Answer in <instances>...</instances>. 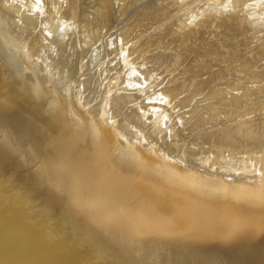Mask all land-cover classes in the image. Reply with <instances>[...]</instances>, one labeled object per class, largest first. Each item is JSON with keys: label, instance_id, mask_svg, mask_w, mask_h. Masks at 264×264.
Returning a JSON list of instances; mask_svg holds the SVG:
<instances>
[{"label": "water", "instance_id": "water-1", "mask_svg": "<svg viewBox=\"0 0 264 264\" xmlns=\"http://www.w3.org/2000/svg\"><path fill=\"white\" fill-rule=\"evenodd\" d=\"M113 32L64 24L63 50L0 11V264H264V137L216 165L113 90Z\"/></svg>", "mask_w": 264, "mask_h": 264}, {"label": "bare ground", "instance_id": "bare-ground-1", "mask_svg": "<svg viewBox=\"0 0 264 264\" xmlns=\"http://www.w3.org/2000/svg\"><path fill=\"white\" fill-rule=\"evenodd\" d=\"M127 1L130 3V0ZM171 1L173 3L170 1V3L164 2V5L163 2H160L159 5H157L158 3H156L155 5H153V11L156 10L154 12L157 14L165 9V11L170 13V10H168L170 7H167L166 10V7L163 8V6H168L165 5V3L169 5H175L177 9L173 5V7L170 8L172 9V14L170 15V17L169 13H167L166 15L163 14V16H168L169 19L173 17V19H175H171L173 20H170L171 23L167 20L168 25L165 24L166 28L169 26L171 34H174L172 33V30L174 29H171L173 27H170V24H174L175 21L178 22L176 24L178 27H180V31H178L179 28H175L176 24H174L175 26H172H174L175 31L178 29L177 31L180 34L177 35L176 33L178 32L176 31L174 34L175 36L170 35L169 31L167 32V30L169 29L167 28V30H164V27L160 26L161 24L156 26L157 28H160L159 31H153L156 33L161 32V35L168 34V37L173 38L174 40H171V42L177 43L178 45L174 44V46H172L173 43H171L167 37H163L165 40L160 39L161 37L159 38L160 40H158V35L156 36V34H153V32H151L153 35L151 36L149 34V37H154L153 39L157 38L156 40H158L160 44H157V48L159 52L162 51L161 54L157 53L158 51L155 50L156 48H153V50L156 52L153 51L152 54L150 53L148 57H145L148 59L141 60V62L138 60L139 63L138 61H135V63L137 62L139 64L136 66L135 64L130 63L131 61L133 63L134 60L138 59L136 55L134 57H132L133 55H129V57L126 58L124 54H120V67L113 66V69L117 68L116 70H121L122 76L120 77V72L114 75L113 89L120 92L138 94L140 97H146L150 94V99H158L156 105H173L177 117L178 130L183 134H190L197 127L204 126V133L196 136L195 138L193 137V142L200 146L207 145V151H209L213 155L219 156L221 161H215L216 165L228 166L230 169L234 170V161H228V157L234 159L236 153V149L230 150L228 146V144H234V136L264 137V0H232L230 2L225 1L226 3L229 2V5L226 6V9L222 6L221 9L216 8L214 7L216 6L215 4L209 3L213 6V8H209L210 6L208 4V10L206 8H204V10H201L202 8H200V6L196 7L197 5L195 3L197 0ZM70 2L71 0H0V9L5 13H13L16 22H33V28H41L42 32H47V35H51L53 45L65 49L64 24L77 28L74 23L70 21L71 18L68 19L67 17L69 10H71L70 6L72 5L71 7H73V2L72 4ZM116 2L117 1L114 0V3ZM120 2L122 3L120 4ZM126 2L122 0L117 3L120 7H123V3L127 4ZM94 3V10L89 18V23L86 24L87 29L84 31L102 36L105 34L104 31L106 32V25L109 24L111 26L112 24V22L110 21L111 19L113 21L112 6H114V4H112V0H99V2L98 0H95ZM220 5L221 4L219 3V6ZM8 6L11 12L8 11ZM124 6L127 7V5ZM158 6H162V8H159ZM173 8L176 9L174 12ZM150 9L151 8H149V10ZM145 11L148 10L145 9ZM64 16H66L67 19H65ZM158 16H161L160 13L158 14ZM166 17H159V19L164 20L159 21L158 23H165V19H168ZM221 26H223L225 29L220 28ZM229 27L233 28V30H231ZM139 28L135 29L136 32L131 29L132 32L134 31L136 33V37H133L134 32H130V34H124H127L129 36L132 34V37L130 36L131 38H137L144 33V30L141 33V28L140 33H137L139 31ZM157 28L156 30H158ZM161 28H163L165 33L162 34L163 30H161ZM227 28H229L231 31L229 32L228 30V33H232L231 39L228 40L229 42H227V45H229V47L224 44L227 38L225 39L226 33H224L222 30L224 29L226 31ZM201 29H203V32H201L200 35L199 32L201 31ZM80 30H82V28ZM146 32L147 31L145 30V33ZM202 33H206L207 35H204L206 36V38L208 37V39H206ZM137 34L140 35L137 36ZM215 34H219V38L224 40L223 44L228 48V50L230 48L233 50L236 49L235 51L237 54L235 55V52H232L231 49V52H227L228 50H225L226 52H223L224 49L221 47L224 45H222V43L220 42L222 40H220L219 43H217L218 39L214 41L212 40L213 38L215 39L217 37ZM195 35H199L198 39H200L201 36L202 41L205 43V45L210 43V40L214 43H212L211 45L209 44L208 47H215L216 43L218 44L216 45L217 47H215L216 50L219 48L221 49L219 50V52L217 51L213 54V52L211 53V47L208 50V48L206 47L207 45H203V42L201 40H199L198 42H202L201 45H199L201 46L200 49H195V47L197 48L198 45L196 46L191 44V42L195 41L197 38ZM210 35L212 38H209ZM212 35H214L215 37H213ZM202 36H204V39ZM143 37L146 38H142L140 40L143 41L145 39H149L148 35H143ZM191 37L192 41L190 40ZM193 38H195V40ZM166 39H168L170 45L172 44L170 48L167 45L169 43ZM166 41L167 43H165ZM258 41L262 42L260 43ZM163 42L167 47H164L163 44L161 46V43ZM154 43H157V41ZM151 44H149V46ZM194 44L197 43L195 42ZM237 44L240 48H238V46L237 48H235V45ZM121 45L120 47L125 49ZM230 45H233L234 47H231ZM159 47H163L164 50L165 48H169L167 49L168 51H170L168 54L176 51V48H178L177 51L179 50L181 51V53L178 51L176 53L179 54L173 52L171 55L175 57L181 55V61L178 62L182 64L183 67L181 66V68H177L178 66H180L179 63H177L178 66H175L176 63L172 61V59L170 60V58L172 57H170V55L167 56V53ZM172 47L173 50H170ZM204 47H206V49H204ZM214 47L213 50H215ZM181 48L184 50H180ZM201 48L203 49L202 51H200V54L199 50H201ZM247 48L248 51L246 50ZM139 49L140 48H137L138 51H140ZM244 49L248 54L244 51ZM148 50L149 49L147 48L146 51ZM151 50L152 49H150L149 51L151 52ZM125 52L129 51L125 50ZM155 53H157V56L154 57L157 58L152 59L153 54ZM162 53H165L166 56L164 57L165 54L162 55ZM226 53L230 55L234 53L233 55H235L236 57L233 56L234 59L226 60L230 56ZM158 54L161 56H159ZM187 56L189 59L187 58ZM167 57H170L168 58L170 62L167 60L171 65L168 68L170 71H172L171 67L173 68L174 66V68H176L174 70L178 69L177 72L179 73L180 69H184L185 66H189L187 67V69L185 68L186 72L185 70H181L183 74L179 73V75L184 76V73L190 74L189 77L192 81L189 84H191L193 90H191V88L187 90L186 86H188L189 84L182 87L181 85L183 83L180 84L178 82H172L173 87L174 84H176V86L177 84H179L177 88L175 87L176 89L170 87L168 83L172 79L166 84V86L162 87L163 89L160 88L161 90L159 88L155 89L153 85H150V83H148L149 76L146 77V75L149 74V69L147 67L146 69L148 71L144 70V67H146V64H148V62L146 63V61H159V59H163L160 61H165ZM185 57L189 60V63L188 60L186 61ZM230 57H232V55ZM261 59L263 60V62L261 61ZM184 60L186 61V64L189 65H186L183 62ZM259 60L262 63L261 66L259 64ZM160 61L158 64L161 63ZM255 61L256 66L253 64V62ZM171 62H174V64H172ZM166 63H164V65ZM161 66L164 68L163 64H161ZM141 69H143V71L147 73L143 72ZM201 74L207 75V80H205V78H203L204 76H202ZM201 78H203L204 80H202ZM191 92H193V95ZM199 96L203 97L199 98ZM214 122H217L215 126L213 125Z\"/></svg>", "mask_w": 264, "mask_h": 264}, {"label": "rangeland", "instance_id": "rangeland-1", "mask_svg": "<svg viewBox=\"0 0 264 264\" xmlns=\"http://www.w3.org/2000/svg\"><path fill=\"white\" fill-rule=\"evenodd\" d=\"M70 1V0H69ZM97 1V0H96ZM117 2H119V1H122V0H116ZM124 2H126L127 0H123ZM172 2L171 0H165V1H162V0H130V3L127 1L126 3L127 4H125V3H123V7L125 8L126 6H124V5H127V7L125 8V10H124V8L123 7H120L119 5H118V3L116 2V3H114V0H112V4H114V6H112V11H113V21H112V19H111V21L110 22H112V24H111V26L109 25H106L107 27H105V29H106V32L104 31V35H102V36H106V34L109 32V30H111V29H113V28H115L116 29V31L117 32H113V42H119V40H120V42L119 43H121V44H119V56H120V54L121 55H125V57L127 58V57H129V55H133L132 57H134L135 55H136V57H138V59L137 60H134V62L132 63V61L130 62L131 64H135V66L136 65H139L138 63H139V61L141 62V60H145V59H148V58H145V57H148L149 56V54L151 53H153V48H156L155 50L156 51H158L157 53H160L161 54V52L162 51H160L159 52V50H158V48H157V44H159V42H158V40H160V39H164V38H168L169 40H170V42H171V40L172 41H174L173 40V38H169L168 36V34H163V33H165L164 32V30L166 29L167 30V28L169 29V30H167V32L169 31V34L170 35H172V36H175L174 34H175V32L178 30H176L175 31V28H179V30L178 31H180V27H178L177 26V24L176 23H178L177 21H175V23L174 24H176V27L174 28V24H172V25H174V26H172L171 24H170V27H173V28H171V29H174V30H172V33H174V34H171L170 32V28H169V26L166 28L165 26V24H167L168 25V21L170 22V20L171 19H173V17L171 18V19H169V17H170V15L172 14V9H170V8H172L173 6H175V5H173V4H171V5H169V4H166L167 2ZM225 1H232V0H201V2H200V0H197L196 1V7H199L200 6V8H202L201 10H204V8H206L207 10L209 9V8H213V6L212 5H210V4H215L216 6H214V7H216V8H220L221 9V6L222 7H224L225 9L227 8L226 6H228L229 5V2H225ZM72 2H73V7H71L70 6V8H71V10H69V13H68V19L69 18H71V20L70 21H72L73 23H74V25L78 28V29H81L82 28V30L84 31V30H86L87 28V25L86 24H88L89 23V18H90V16H91V14H92V12H93V10H94V7H95V0H71V4H72ZM98 2H99V0H98ZM160 2H163V5H164V2H166L165 3V5H168V6H163V8L164 7H166V10H167V7H170L168 10H170V13L169 12H167V11H165V9H163V11L161 12H159L160 13V15L161 16H158V14L159 13H155L154 11H156V10H154L153 11V5H155L156 3H158L157 5H159V3ZM169 2V3H170ZM198 2H200V3H198ZM225 2V3H224ZM122 2H120V4H121ZM128 3H129V5H128ZM173 3V2H172ZM210 3V4H209ZM219 3L221 4L220 6H219ZM116 4H117V6H116ZM208 4H209V8L207 7L208 6ZM161 5V4H160ZM173 5V6H172ZM191 5V4H190ZM218 6V7H217ZM114 7V8H113ZM156 7V6H155ZM159 8H162V6L160 7V6H158ZM176 7V6H175ZM174 7V8H175ZM69 8V9H70ZM122 8V9H121ZM149 8H151L150 10H149ZM157 8V7H156ZM173 8V9H174ZM223 8V9H224ZM7 9H8V11L9 12H11L10 11V9H9V6L7 7ZM145 9L146 10H148V11H145ZM176 9H177V7H176ZM176 9H174L173 10V12L176 10ZM158 10H160V9H158ZM0 11L3 13V15H4V19H8V13H5L4 11H2L1 9H0ZM146 13H145V12ZM206 11V10H205ZM164 12V13H163ZM167 13H169V17L167 16H163V14L164 15H166ZM159 17H163V18H168V19H165V23H158L159 21H163L164 19H159ZM64 18L65 19H67L66 18V16H64ZM168 20V21H167ZM173 20H175V19H173ZM173 20H171V21H173ZM109 23V22H108ZM171 23V22H170ZM173 23V22H172ZM159 24H161L160 26L161 27H164V30H163V28H161V30H163L162 31V34L164 35H161V32L158 34V33H156V32H154V31H159V29L160 28H157L156 26H158ZM141 28V30H140V28ZM137 28H139V31L137 32V33H140V31H141V33L143 32V30H144V33L141 35V36H138V35H140V34H137V38H131L132 37V34L129 36V35H127V34H130V32L131 33H133L134 31H135V29H137ZM155 28V29H154ZM156 28L158 29V30H156ZM220 28H224L223 26H221ZM231 30H233V28H231V27H229ZM229 28H227L226 29V31L224 30V29H222L223 30V32L224 33H226V35H225V39H226V41H225V45L227 46V47H229V45H227V42H229L228 40H230L231 39V34L232 33H228V30H229V32H231L230 31V29ZM131 29H133L134 31L132 32V30ZM131 30V31H130ZM145 30L147 31L146 33H145ZM154 30V31H153ZM221 30V29H220ZM102 31V32H103ZM177 31V32H178ZM200 31V30H199ZM129 32V33H128ZM136 32V31H135ZM134 32V33H135ZM151 32H153V34H156V36L158 35V40H156L157 38H155V39H153V38H150L149 37V34L152 36L153 34L151 33ZM201 32H203V29H201V31L199 32V34L201 35ZM124 33H127V34H124ZM133 33V37H136L135 35H136V33L134 34ZM43 34H44V36H47V32H43ZM177 35L178 34H180L179 32L178 33H176ZM203 35L204 34H206V33H202ZM128 37H127V36ZM143 35H145V36H147L148 35V37H149V39L147 40V39H145V40H140V39H142V38H146V37H143ZM207 35V34H206ZM217 37L214 39H212L213 41L214 40H216V39H218L217 40V43H219V41L220 40H222L221 38H219V34H215ZM220 35H222V34H220ZM263 35V34H262ZM262 35H260V36H262ZM196 36V35H195ZM194 36V37H195ZM205 36V35H204ZM204 36H202L203 37V39H204ZM213 37H215L214 35H212ZM224 36V35H223ZM130 37V38H129ZM147 37V38H148ZM161 37V38H160ZM164 37V38H163ZM171 37V36H170ZM176 37H178V36H176ZM197 38H196V40H195V38H193L195 41H193V42H191V44H193V45H201V43L203 42L202 41V38H201V36H200V39H198L199 38V35L198 36H196ZM211 37V35L209 36V38ZM220 37H222V36H220ZM139 38V39H138ZM160 38V39H159ZM205 38H206V36H205ZM212 38V37H211ZM137 39V40H136ZM168 39H166L167 41H168ZM174 39H177V38H174ZM206 39H208V37L206 38ZM165 40V39H164ZM191 41H192V37H191V39H190ZM198 40V41H197ZM199 40H201L200 41V43H198L199 42ZM153 41V42H152ZM157 41V43H154V42H156ZM167 41L165 42V43H167ZM204 41H206V40H204ZM223 41L224 40H222V41H220L221 43H222V45H224L223 44ZM257 41V40H256ZM138 42V43H137ZM162 42V41H161ZM175 42H177V41H175ZM197 43V44H194V43ZM210 43H208V44H206L205 45V43L203 42V45H205L207 48H208V50H209V48L211 47V49H212V51H211V53L213 52V54H214V52H219V50L221 49V48H223L224 50H223V52H226L227 50H228V48L224 45V46H222L221 48H219V49H217L216 50V48L215 47H217L216 45H218V44H216L215 43V47L214 46H210V47H208V45L210 44H212L213 42L210 40L209 41ZM216 42V41H215ZM258 42H262V41H258ZM152 43V44H151ZM153 43H154V45H153ZM164 42L163 43H161V46H162V44L164 45L165 44ZM168 43H169V41H168ZM171 43H173V42H171ZM207 43V42H206ZM149 44H151L150 46H149ZM174 44H176V45H178L177 43H173V45L172 46H174ZM214 44V43H213ZM232 44V43H231ZM120 45L122 46V47H124L125 49H123V48H121L120 47ZM160 45V44H159ZM168 46H169V48H170V43L169 44H167ZM166 45H164V47H165ZM197 46V48L195 47V49H200V47L201 46H199L198 47ZM231 47H234L233 45H230ZM236 47L235 48H237V46H238V44L237 45H235ZM167 47V46H166ZM192 47V46H191ZM206 47H204V49H206ZM213 47H214V49L216 50H213ZM220 47V46H219ZM226 47V48H225ZM135 48V49H134ZM137 48H140L139 50L143 53H141L140 51H138L137 50ZM145 48H146V50H147V48L150 50V49H152L151 50V52L148 50V51H146L145 50ZM160 49H163V51L164 52H166L167 53V56L168 55H170V57H172V58H170V57H167L166 58V60H165V58H164V60L168 63H166L165 61H160V60H163V59H159V61L161 62L160 64H158L159 63V61L158 60H153L152 62L150 61H146V63L148 62V64H146L147 66L146 67H144L143 69L145 70V71H148L146 68L148 67V69H149V74L148 75H146V77H148L149 76V81H148V83H150V85H153L154 87H155V89L156 88H162V87H164V86H166V84L168 83L169 85H170V87H172V88H174V89H176L178 86H179V84H177V86H176V84H174V87H173V85H172V82H178V83H183V84H185L186 82V84L185 85H181L182 87H184V86H186L187 84H189L192 80L190 79V77H189V75L190 74H188V73H184V76H181V75H179V73L180 74H183V72L181 71V70H185V72H186V69H187V67H189V66H185V64H186V61L189 59L188 58V56H187V58L185 57V59H186V61L184 60L183 62L185 63L184 64V66H185V68L183 69H180V71H179V73L177 72L178 71V69L177 70H174V69H176V68H174V66H173V68L171 67V70L172 71H170L168 68H169V66H171L170 64H169V62H170V60L172 59V61H174L176 64H175V66L177 65L178 66V64L177 63H179L178 61H181V58H182V56L180 55V56H172L171 54L174 52V53H176V52H178L177 51V49L178 48H176V51H173L172 53H170V54H168L170 51H168L167 49H169V48H165V50H164V48L163 47H159ZM179 48H180V46H179ZM238 48H240L239 46H238ZM122 49H123V51H122ZM202 49L203 48H201V50H199V52L200 51H202ZM210 49V50H211ZM231 49V48H230ZM230 49L227 51V52H235V55L237 54L236 53V49H231V51H230ZM63 50H65V49H63ZM125 50L127 51H129L130 52V54H129V52H125ZM145 50V51H144ZM170 50H173V47L170 49ZM180 50H184V49H180ZM226 50V51H225ZM247 51H248V48L246 49ZM245 49H244V51L247 53V51H246ZM156 51H154V52H156ZM168 51V52H167ZM204 51H207V50H204ZM132 52H133V54H132ZM180 53H181V51H179ZM182 52H185V51H182ZM208 52H210V51H208ZM221 52V51H220ZM157 53H155V54H153V57H152V59H154L155 57L154 56H157L156 54ZM165 53H162V55H164ZM176 54H179V53H176ZM176 54H173V55H176ZM200 54H201V52H200ZM215 54H220V53H215ZM226 54H228V53H226ZM234 53H232L231 55H232V57L233 56H235V55H233ZM248 54V53H247ZM159 55V54H158ZM187 55V54H186ZM185 55V56H186ZM198 55V54H197ZM228 55H230V54H228ZM230 55V56H231ZM150 56H152V55H150ZM159 56H161V55H159ZM166 56V54L164 55V57ZM183 56H184V54H183ZM229 56V58L228 59H226V60H231V59H234V57L232 58V57H230ZM175 57V58H174ZM236 57V56H235ZM157 58V57H156ZM155 58V59H156ZM168 58H170V60H168ZM263 58V57H262ZM151 59V60H152ZM264 59V58H263ZM139 60V61H138ZM169 62H168V61ZM135 61H138V63L136 62L135 63ZM156 61H158V62H156ZM177 61V62H176ZM261 61L263 62V60L261 59ZM145 62V61H144ZM155 62V63H154ZM163 62V63H162ZM174 62L172 63V64H174ZM224 62V61H223ZM164 63H166L165 65H164ZM188 63H189V60H188ZM255 63H256V61L255 62H253V64L255 65ZM161 64H163V66H164V68L161 66ZM258 64V63H257ZM259 64H260V66H261V62H260V60H259ZM263 64H264V62H263ZM179 65L180 66H178L177 68H181V66H182V64H180L179 63ZM186 65H189V64H186ZM118 67H120V64L119 65H117ZM256 66V65H255ZM183 67V66H182ZM258 67V66H257ZM117 68H115V69H113V70H116ZM143 69H141L142 71H143ZM119 70V69H118ZM145 71H143V72H145ZM145 73H147V72H145ZM187 74V75H186ZM202 75V74H201ZM202 76H204L203 78H205V80H207V75H202ZM186 77H188V78H186ZM201 77V76H200ZM203 78H201L202 80H204ZM200 79V78H199ZM187 80H189V81H187ZM172 85V86H171ZM190 85V86H189ZM188 86H186V88H187V90L188 89H190L191 88V90H193V87H191V84H189ZM176 87V88H175ZM182 87H180V88H182ZM163 89V88H162ZM114 91H117V90H115V89H113ZM161 90V89H160ZM160 90H158V91H160ZM176 92V91H175ZM177 93V92H176ZM192 93V95H193V92H191ZM175 94V93H174ZM176 96H177V94H176ZM153 97V96H152ZM201 97H203V96H199V98H201ZM195 98H198V97H195ZM216 123L217 122H214L213 123V125L215 126L216 125ZM204 130H205V127L203 126V127H197L196 129H194L190 134H195V133H198V135H201V134H203L204 133ZM198 135H193V137L195 138L196 136H198Z\"/></svg>", "mask_w": 264, "mask_h": 264}]
</instances>
